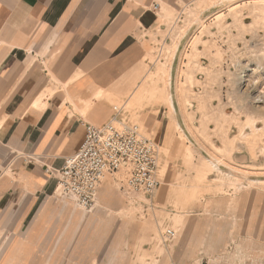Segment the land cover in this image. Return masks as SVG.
I'll return each instance as SVG.
<instances>
[{"label":"rangeland","instance_id":"obj_1","mask_svg":"<svg viewBox=\"0 0 264 264\" xmlns=\"http://www.w3.org/2000/svg\"><path fill=\"white\" fill-rule=\"evenodd\" d=\"M247 1L164 6L114 101L159 146L154 193L121 172L92 207L55 191L35 226L0 223V264H264V6Z\"/></svg>","mask_w":264,"mask_h":264},{"label":"crops","instance_id":"obj_2","mask_svg":"<svg viewBox=\"0 0 264 264\" xmlns=\"http://www.w3.org/2000/svg\"><path fill=\"white\" fill-rule=\"evenodd\" d=\"M195 1L0 0L1 225L37 224L57 188L47 169L128 98L162 8Z\"/></svg>","mask_w":264,"mask_h":264},{"label":"built area","instance_id":"obj_3","mask_svg":"<svg viewBox=\"0 0 264 264\" xmlns=\"http://www.w3.org/2000/svg\"><path fill=\"white\" fill-rule=\"evenodd\" d=\"M161 8L159 3L155 10ZM160 150L140 125L121 111L104 125L86 124V138L77 153L61 169H47L57 178L56 191L84 207H92L107 176L121 172L122 188L128 193L151 195L158 188ZM176 231L167 230L174 239Z\"/></svg>","mask_w":264,"mask_h":264},{"label":"bare ground","instance_id":"obj_4","mask_svg":"<svg viewBox=\"0 0 264 264\" xmlns=\"http://www.w3.org/2000/svg\"><path fill=\"white\" fill-rule=\"evenodd\" d=\"M240 1V0H239ZM207 2V0H206ZM246 3L248 4H253V5H257L259 3H261L262 6H264V0H249ZM244 78V77H243ZM250 79V78H249ZM249 79H244V80H249ZM250 81V80H249ZM248 85V84H247ZM252 86V85H251ZM256 91V90H255ZM252 92V91H251ZM258 97V96H257Z\"/></svg>","mask_w":264,"mask_h":264}]
</instances>
